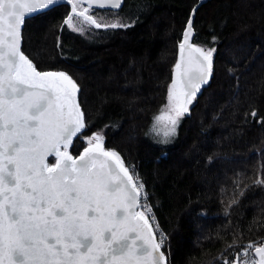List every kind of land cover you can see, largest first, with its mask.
Wrapping results in <instances>:
<instances>
[{"label": "trees", "instance_id": "trees-1", "mask_svg": "<svg viewBox=\"0 0 264 264\" xmlns=\"http://www.w3.org/2000/svg\"><path fill=\"white\" fill-rule=\"evenodd\" d=\"M197 0H124L95 9L126 27L72 31L69 5L40 11L22 28V51L39 70H64L79 86L86 127L144 181L168 264H222L242 242H264V0H207L194 42L213 50L210 83L183 114L174 141L148 132L167 102L172 67ZM256 115L252 118L251 112ZM53 157L49 158L52 162Z\"/></svg>", "mask_w": 264, "mask_h": 264}, {"label": "snow or ice", "instance_id": "snow-or-ice-1", "mask_svg": "<svg viewBox=\"0 0 264 264\" xmlns=\"http://www.w3.org/2000/svg\"><path fill=\"white\" fill-rule=\"evenodd\" d=\"M66 2L72 8L64 24L72 31L127 26L102 25L93 16L94 6L118 9L121 0H93L82 10L84 0ZM62 3L0 0V264H165L164 238L156 242L145 218L150 208L136 211L144 186L134 183L118 154L105 150L97 134L87 138L78 157L69 153L86 127L77 84L62 71H37L20 50L25 20ZM74 17L82 18L81 26L73 24ZM191 35L190 18L168 111L155 117L153 130L162 134V143L175 135L179 117L212 71L213 51L193 47ZM161 122H167L163 130ZM255 252L264 264V246Z\"/></svg>", "mask_w": 264, "mask_h": 264}, {"label": "built area", "instance_id": "built-area-1", "mask_svg": "<svg viewBox=\"0 0 264 264\" xmlns=\"http://www.w3.org/2000/svg\"><path fill=\"white\" fill-rule=\"evenodd\" d=\"M129 167V166H128ZM131 169V167H129ZM132 170V169H131ZM132 177L134 178L135 184L138 186L142 184L144 187L140 190V197H139V203H138V208L142 211L145 210L142 206L147 205L148 208H150V211L146 212V216L149 219L150 222V228L152 229L154 235L156 236L158 243L161 240V237H163V243L161 245H165L167 242V234L163 230V228L159 225L153 207L151 205L150 199H149V192L147 190V187L144 183V181L137 175L136 172L132 170L131 172ZM153 226H152V224ZM257 240H251L247 242H243L241 247L236 251L237 256V264H256L258 262V256L257 253L255 252L256 247H260L261 245L256 244ZM249 245H252V247H249ZM220 256V255H219ZM235 256L233 258L231 257H226L224 259V264H234L235 261Z\"/></svg>", "mask_w": 264, "mask_h": 264}, {"label": "water", "instance_id": "water-1", "mask_svg": "<svg viewBox=\"0 0 264 264\" xmlns=\"http://www.w3.org/2000/svg\"><path fill=\"white\" fill-rule=\"evenodd\" d=\"M207 0H197L196 1V3L192 6V8H191V10H190V13H189V16H188V18H187V21H186V23H185V26H184V28H183V30H182V35H181V39H180V41H179V44L183 41V33H184V31H185V29H186V27H187V24H188V21H189V19L191 18L192 19V35H191V38H190V43H191V45L193 46V47H199V48H201L200 47V45H198V44H196L195 42H194V40H193V38H194V36H195V29H194V19H195V15H196V11H197V9H198V7L202 4V3H205ZM36 2H38V0H36ZM93 2V0H84V2L82 3L85 7H87V5H88V3H92ZM123 2H124V0H121V7H122V5H123ZM62 4H67V5H69V11H68V14L71 12V8H72V6L70 5V4H68L67 2H66V0H64V3H62ZM120 7V8H121ZM94 8H95V6H94ZM120 8H118V9H120ZM105 9H110V7H106ZM118 9H110V10H118ZM78 10H80V9H78ZM82 10V9H81ZM36 14V13H35ZM68 14L66 15V17L64 18V20L67 18V16H68ZM32 15H34V14H32ZM32 15H30V16H32ZM29 16V17H30ZM95 19V18H94ZM64 22V21H63ZM102 24V23H101ZM102 25H105V24H102ZM23 26H24V23H23V25H22V27H21V42H20V50L22 51V49H21V46H22V28H23ZM94 28H96L95 26H94ZM101 28H106V27H101ZM179 44H178V50H177V58H176V61H175V63H174V65H173V67H172V77H171V81H170V84H169V87H170V85H171V82H172V79H173V77H174V66H175V64L177 63V61L180 59V55H181V53H180V48H179ZM202 50H204L203 48H201ZM205 52H206V50H204ZM23 52V51H22ZM24 53V52H23ZM25 54V53H24ZM26 55V54H25ZM184 55H185V60H187V58H188V50H187V48L185 49V53H184ZM27 56V55H26ZM28 57V56H27ZM29 58V57H28ZM30 59V58H29ZM31 60V59H30ZM32 61V60H31ZM213 61H214V57L212 56V71H211V74H210V76H209V81H208V83L206 84V85H203V86H201V88H200V90L196 93V95H195V97L192 99V103L191 104H189V105H187V108H188V111L187 112H185L184 114H186V113H189L190 112V108H191V106L195 103V101H196V99L200 96V94L202 93V91H203V89H204V87L205 86H207L209 83H210V80H211V77H212V74H213ZM33 62V61H32ZM33 64H34V62H33ZM34 66L36 67V65L34 64ZM36 69H37V71H40V72H59V71H62V72H64V73H66V74H68L66 71H64V70H54V69H47V70H39L37 67H36ZM69 75V74H68ZM70 76V75H69ZM71 77V76H70ZM72 78V77H71ZM73 80V79H72ZM74 81V80H73ZM75 82V81H74ZM76 83V82H75ZM78 86V85H77ZM76 101H77V103H78V105H79V107H80V110H81V112L83 113V110H82V107H81V105H80V101H79V86H78V92H77V95H76ZM253 113H256V111L255 110H253L252 112H251V115H252V118L254 117L253 116ZM83 115H84V113H83ZM84 121H85V119H84ZM84 130V129H83ZM76 139V137H74L73 138V140H75ZM103 140L104 139H102V147L105 149V150H114V149H106L105 147H104V145H103ZM88 146V144H86V146H84L81 150H80V152L76 155V156H73L71 153H70V151H69V153L75 158V157H78L80 154H81V152L83 151V149L85 148V147H87ZM115 151V150H114ZM116 152V151H115ZM117 153V152H116ZM118 154V153H117ZM118 156H119V154H118ZM121 160V159H120ZM122 162V161H121ZM114 166V165H113ZM129 175L131 176V174L129 173ZM132 177V176H131ZM133 178V177H132ZM133 181H134V179H133ZM135 183V182H134ZM139 197H140V194H139V196H138V200H139ZM139 202V201H138ZM136 211H137V208H136ZM155 236V235H154ZM155 240H156V242L158 243V240H157V238H156V236H155ZM261 246H264V244H262ZM161 251H162V249H160ZM257 256H258V262L256 263V264H259V261H260V256L257 254ZM237 257H235V261H234V264H237ZM165 264H168L167 263V258H166V256H165Z\"/></svg>", "mask_w": 264, "mask_h": 264}, {"label": "rangeland", "instance_id": "rangeland-1", "mask_svg": "<svg viewBox=\"0 0 264 264\" xmlns=\"http://www.w3.org/2000/svg\"><path fill=\"white\" fill-rule=\"evenodd\" d=\"M82 7H85L83 4H80V5H78V9H82ZM94 10H95V8H94ZM104 10H110V9H104ZM68 14V13H67ZM93 16H94V18L98 21V22H100V23H102V24H105V25H107V24H111V23H114V22H116V23H120L121 24V19L119 18V17H116L115 15H111V14H109L108 12H102V13H95V11L93 12ZM66 17V16H65ZM81 20H82V18H73V24L74 25H76V26H81ZM64 23V22H63ZM85 27V31L83 32V33H85V32H87L89 29H90V27H88V26H84ZM91 27H93L94 28V26H91ZM70 29V28H69ZM78 32H80V31H78ZM201 48H203L204 50H206V52L207 51H213L212 49H205L204 47H202V46H200ZM73 79V78H72ZM168 91H169V89H168ZM167 105H168V99H167V102L161 107V109L159 110V112H157L155 115H154V118H153V124H152V126H151V128H150V130H149V132H148V135H149V138H150V140H152V141H154V142H157V143H161V144H167V143H170V142H172V141H174V139H175V137H176V135H177V131H178V125H179V123L176 125V132H175V135H173V136H171L169 139H168V142L167 143H162L161 141L163 140V136H162V134L161 135H157L156 134V132L153 130V128H154V125H155V117L157 116V115H160L161 114V112L162 111H164V112H167L168 111V109H167ZM171 115H175V113H171ZM183 116V115H182ZM181 116V117H182ZM181 117H179V122H180V120H181ZM165 123H167V122H161V124L159 125V127L163 130L164 129V125H165ZM169 126H170V124H169ZM93 134H97V135H100L101 137H102V139H104V136H103V133H102V130H100V131H97V132H94V133H92L91 135H89V136H87V137H84V139H85V142H86V144H87V138H89V137H92L93 136ZM79 135V134H78ZM77 138V137H76ZM74 141L75 140H73V144H74ZM73 144L70 146V148H69V151H70V153L73 155V156H76L77 154H74L73 152H72V150H71V148H72V146H73ZM86 144H85V146H86ZM103 145H104V143H103ZM105 147V146H104ZM107 149V148H106ZM80 152V151H79ZM120 157V156H119ZM49 158H51V157H49ZM49 158H48V162L51 164V163H55V157H53L54 158V160L52 161V162H50L49 161ZM121 159V158H120ZM123 163V162H122ZM123 165H124V167L125 168H127L128 169V172L130 173V172H132V170L128 167V166H126V164H124L123 163ZM131 174V173H130ZM138 210H140V208H138L137 207V211ZM142 211H144V210H142ZM145 218L147 219V221H148V224H149V226H150V222H149V219L147 218V216H145ZM152 224V223H151ZM152 226H153V224H152ZM242 244H243V242H242ZM256 244H259V245H262V244H264V242L263 241H256ZM162 246V245H161ZM241 247V245L238 247V248H236L235 249V254H234V256L236 255V251L239 249ZM161 249H162V247H161ZM163 252V251H162ZM164 253V252H163ZM165 255V254H164ZM166 256V255H165ZM234 256H230V255H223V256H221L220 255V258H221V260H222V264H224V259L226 258V257H231V258H233ZM235 257H237V256H235Z\"/></svg>", "mask_w": 264, "mask_h": 264}, {"label": "bare ground", "instance_id": "bare-ground-1", "mask_svg": "<svg viewBox=\"0 0 264 264\" xmlns=\"http://www.w3.org/2000/svg\"><path fill=\"white\" fill-rule=\"evenodd\" d=\"M256 240L260 241L261 239H256ZM240 245H242V243H240V244L238 245V247H239Z\"/></svg>", "mask_w": 264, "mask_h": 264}, {"label": "flooded vegetation", "instance_id": "flooded-vegetation-1", "mask_svg": "<svg viewBox=\"0 0 264 264\" xmlns=\"http://www.w3.org/2000/svg\"><path fill=\"white\" fill-rule=\"evenodd\" d=\"M99 29H103V28H99ZM105 29V28H104Z\"/></svg>", "mask_w": 264, "mask_h": 264}]
</instances>
